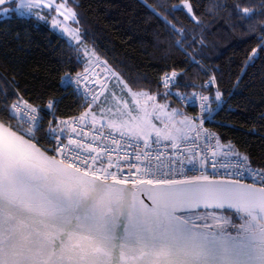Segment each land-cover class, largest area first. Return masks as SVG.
Wrapping results in <instances>:
<instances>
[{
  "label": "snow or ice",
  "instance_id": "snow-or-ice-1",
  "mask_svg": "<svg viewBox=\"0 0 264 264\" xmlns=\"http://www.w3.org/2000/svg\"><path fill=\"white\" fill-rule=\"evenodd\" d=\"M44 6L43 0H0V14L36 16L33 10L43 11ZM47 6L65 20L76 15L63 2L54 7L50 0ZM183 7L192 12L191 4ZM232 7L241 19L254 15L242 2ZM61 24L52 19L53 27ZM63 30L78 47L79 33ZM176 31L182 37L176 43L182 47L183 36ZM176 75L171 73V78ZM82 79L78 75L75 83ZM169 82L166 78L164 86ZM139 95L155 101V96ZM220 96L217 90L215 99ZM20 99L9 104L5 96L0 107V264H264V186L241 182L243 171H253L248 156L241 157L228 146L220 152L212 148L211 158L207 154L197 158L193 149L182 159H168L165 171L160 154H151V144H159L162 136L172 140L175 149L181 140L197 145L202 119L197 123L185 117L177 121L182 127L164 124L161 131L146 107L133 109L143 116L124 110L106 126L114 147H97L95 137L88 144L72 139L76 127L67 121L49 124L45 131L40 110ZM97 99L94 93L92 101ZM200 99L208 101L206 96ZM154 107L162 112L166 108ZM201 108L205 110V104ZM167 115L172 121L183 114L173 109ZM75 121L97 123L90 108ZM116 134L128 142L132 155L121 154ZM210 135L205 134V145ZM212 139L219 147V140ZM141 144L143 151L138 150ZM174 165L183 169L182 178L173 174ZM218 168L231 178H220ZM259 174L264 177V169ZM225 206L245 213L244 222L235 224L223 213Z\"/></svg>",
  "mask_w": 264,
  "mask_h": 264
},
{
  "label": "trees",
  "instance_id": "trees-1",
  "mask_svg": "<svg viewBox=\"0 0 264 264\" xmlns=\"http://www.w3.org/2000/svg\"><path fill=\"white\" fill-rule=\"evenodd\" d=\"M183 2L191 4L194 17L181 6ZM238 2L254 15L237 16L232 6ZM69 3L84 43L114 77L133 90L161 96V76L175 72L177 93L199 90L208 97L216 112L206 125L221 144L231 145L249 157L251 166L264 169V0ZM176 30L183 36L182 47L176 43L182 39ZM73 45L35 17L0 19V107L5 96L9 104L17 97L26 100L41 110L45 131L53 118L80 114L81 100L63 79L90 69L85 71L83 52ZM49 102L54 104L51 113L45 109ZM185 112L192 115L193 110ZM43 143L52 147L47 139ZM222 211L239 213L227 207Z\"/></svg>",
  "mask_w": 264,
  "mask_h": 264
},
{
  "label": "built area",
  "instance_id": "built-area-1",
  "mask_svg": "<svg viewBox=\"0 0 264 264\" xmlns=\"http://www.w3.org/2000/svg\"><path fill=\"white\" fill-rule=\"evenodd\" d=\"M77 76L78 75L65 76L63 80H64V83L67 86H69L74 91L76 96L81 100V107L83 111L80 114L73 116V117H69V118H63V119L53 118L51 121H49V124H55L60 120L67 121L69 124H74V126L76 127V133L71 134L72 139L79 138L82 140L83 143L88 144L90 141H93V137H95V142L93 143V146L98 147V146L107 145L109 148L114 147L113 145H111V140L107 136V132L110 131V129H107L106 125L104 128H101L102 124H98V123L90 124L87 121H75L74 122V118L80 117L85 112V109L93 103L92 101L93 94L95 93L97 94V96H99L103 87L107 83H109L111 79H113L114 73L108 68V66L104 62L99 61L89 71H87L83 75H79V76L84 77V79L81 80L79 85L75 83ZM68 77H71V82L69 81ZM166 78H168L170 81L167 87L164 86V81ZM160 84L163 88L169 91L170 95L174 98L175 102L181 109L183 110L192 109L193 110V113L191 115L192 120H196L197 123H199L201 119L203 120L201 132H200V138L197 142V145H190L181 140V141H178L180 144V148L175 149L172 147L173 142H165L163 139H161V142L159 144H151L152 156L154 157L157 153L160 154L161 161L165 163V167H164L165 171H168L166 167V162L168 159H173V160L182 159L184 155L189 154V152L193 149L196 151L197 158L202 154H207L209 155V158H211L210 151L212 148H215L217 152H220L221 147H223L226 150L228 146H231V145L221 144L217 134L213 130H211L209 127H207L206 125L207 122L211 119L214 112L216 111L212 110L209 107L207 102H204L200 99L201 96H205L201 91L199 90L194 91L191 95H182V94L177 93L174 90L176 86V77L174 79L171 78V73H165L164 75H162L160 78ZM16 102L17 101H15L14 103ZM20 102L23 103L27 101L24 99H20ZM27 103L31 105L32 107L39 109L37 106H34L30 104L29 102ZM49 103H52V102H49ZM48 104L46 105L45 109L51 113L53 112L54 104L52 103L53 107L51 109L47 107ZM201 104H205V110H202ZM221 104L222 103L220 102V105L218 106V108H220ZM39 114L43 118V114L41 110ZM97 129H99L100 131L97 132L96 131ZM68 132L69 133L71 132L70 128L68 129ZM206 133L211 134L209 137L210 143L208 145H205L204 143ZM101 134H103L104 139H101ZM116 135H117L119 144L121 146L120 147L121 154L123 152H127L129 155H132L133 149L127 146L128 142L126 140H120L118 134ZM188 135H191V133H188ZM153 137H155V135H153ZM212 137H215L216 139L219 140V145H220L219 147L216 146V141L213 140ZM65 143H67V140H65ZM201 149H203V151H201ZM138 150L140 151L144 150L142 144H141L140 149ZM115 155L116 153L114 152L113 158H115ZM155 163L156 161L153 160V164ZM187 167H190V165H185V168ZM251 168L253 169V171H243L241 182L245 184H249V185H255L257 187L264 186V177H261L259 174L261 170L253 166H251ZM172 171L177 179L182 178L181 172L183 171V169H180L174 165ZM217 171L221 174L220 178H231V177H226L223 175L226 171L225 169L218 168ZM124 175L125 176L129 175L127 164L124 165ZM132 175L135 176L137 175V173L133 171Z\"/></svg>",
  "mask_w": 264,
  "mask_h": 264
},
{
  "label": "rangeland",
  "instance_id": "rangeland-1",
  "mask_svg": "<svg viewBox=\"0 0 264 264\" xmlns=\"http://www.w3.org/2000/svg\"><path fill=\"white\" fill-rule=\"evenodd\" d=\"M49 2H50V0H43V3L45 5L43 8V11H39L36 9L33 10L34 12H38V15H36V16H25V17H35L36 19L47 23L53 30L58 32L63 37H65L72 44H76V41L72 40V38L69 36L68 32H65L63 29L66 27L69 29V31H71L73 33L78 32L79 37H80V41H81V43L78 47L82 50L83 55L86 59L85 71L89 70V68L93 67L96 64V61H98V59L95 60L93 58L94 52H93L92 48L89 47L88 45H86L83 41L81 31H80L79 26H78L77 16L75 15L74 18L70 16V18L68 20H65L64 17L59 16L56 11H54L52 8H49L47 6ZM51 2L53 3L54 7L58 6L61 2H63V3H65L66 8H67L69 13L75 12L74 8L71 6V3H69V0H51ZM185 3L186 2H183V4H181V6H183ZM185 10L187 11V8H185ZM75 14H76V12H75ZM13 15L14 14H12V15L0 14V19L10 17ZM189 15L191 17H194L193 11L191 13H189ZM39 17H43V18H39ZM53 18L59 19L60 21H62V24L59 27H53V25H52V19ZM85 49L87 50V54H85ZM176 83H177V81H176ZM128 89H131V88L128 87L124 82H122V80L119 79V82H118L117 77H113V79H111V81H109V83H107L103 87V89L101 90V92L98 96V99L95 102H93L91 105H89L85 109V112L88 111L90 108L91 112L96 115L97 123L107 126L109 120L118 119V116L114 115L118 112H122L124 110H132L133 116H137V115L143 116L142 112L138 113V111L133 110V109H139L141 107H146L148 110L149 119H151V122L157 128L161 129V131L164 130V124H173L174 123L176 128L182 127L179 123H177V121H180L186 117V114L183 112H182L183 115L181 117H174V119L172 121H169L167 114H171L172 109L175 107L178 109H180V108L171 99L172 96L170 95V93L167 89L163 88V93L161 94V96L156 94V93H150V92L144 91V90H133V89H131V92H129ZM140 93H146L148 95L155 96V101L153 102L152 100H147L146 96H141V95H139ZM165 93H168V95L166 97L167 98L169 97L171 101L168 100L167 98H165V95H164ZM137 100L140 101L139 105L136 104ZM215 101H217L218 104H220L221 99H219V100L215 99ZM117 103H119V105H120L119 108L116 107ZM208 103L210 104V102H208ZM154 104L155 105H165L166 108H165L164 112H162L158 107H154ZM102 109L104 110V118L103 119L101 118V110ZM109 109H111L110 112L108 111ZM178 116H180V115H178ZM125 119H127V118L125 117ZM175 134L176 133L173 132V135H175ZM153 135H155L154 132H153ZM161 139H163L165 142L166 141L167 142L172 141V140L164 139L163 136L161 137ZM223 213H225L237 225L244 222V220L241 219V217L246 218V214L243 212H239V213L223 212ZM227 231L229 233H231V235H233V236L236 235L235 230L232 228H228Z\"/></svg>",
  "mask_w": 264,
  "mask_h": 264
},
{
  "label": "crops",
  "instance_id": "crops-1",
  "mask_svg": "<svg viewBox=\"0 0 264 264\" xmlns=\"http://www.w3.org/2000/svg\"><path fill=\"white\" fill-rule=\"evenodd\" d=\"M80 50H81V49H80ZM81 51H82V50H81ZM93 58H94L95 60H97V59H96V58H97V56H96L95 54H94ZM97 62H99V60H98V61H96V63H97ZM101 62H102V61H101ZM95 65H96V64H95ZM95 65H94V66H95ZM94 66H93V67H94ZM91 68H92V67H91ZM91 68H89V69H91ZM179 108H180V107H179ZM173 109L177 110L179 113H182V112H183V113H185V114H186V112H185L186 110H183V109H181V108H180V109H181L182 111H181L180 109L176 108V107H175V108H173ZM173 109H172V111H173ZM176 117H181V116H176ZM186 117H188V118H189V120H190V119L192 120V117H191V115H187V114H186ZM166 142H167V141H166ZM169 142H172V141H169Z\"/></svg>",
  "mask_w": 264,
  "mask_h": 264
},
{
  "label": "water",
  "instance_id": "water-1",
  "mask_svg": "<svg viewBox=\"0 0 264 264\" xmlns=\"http://www.w3.org/2000/svg\"><path fill=\"white\" fill-rule=\"evenodd\" d=\"M64 83V82H63ZM225 207H227V208H232V207H229V206H225ZM232 209H235V208H232Z\"/></svg>",
  "mask_w": 264,
  "mask_h": 264
}]
</instances>
